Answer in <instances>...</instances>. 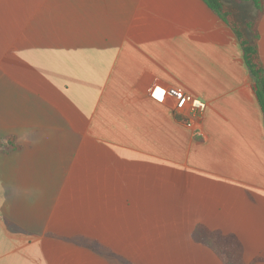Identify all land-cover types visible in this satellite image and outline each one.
Returning a JSON list of instances; mask_svg holds the SVG:
<instances>
[{
    "label": "crops",
    "instance_id": "obj_1",
    "mask_svg": "<svg viewBox=\"0 0 264 264\" xmlns=\"http://www.w3.org/2000/svg\"><path fill=\"white\" fill-rule=\"evenodd\" d=\"M238 5L241 24L256 17ZM259 32L264 63V18ZM172 87L204 116L175 111ZM8 137L0 264H223L198 225L264 264L263 112L239 40L202 0H0Z\"/></svg>",
    "mask_w": 264,
    "mask_h": 264
},
{
    "label": "trees",
    "instance_id": "obj_2",
    "mask_svg": "<svg viewBox=\"0 0 264 264\" xmlns=\"http://www.w3.org/2000/svg\"><path fill=\"white\" fill-rule=\"evenodd\" d=\"M202 1L227 24L239 40L245 63L253 80V90L264 117V63L259 51V27L264 18V0H235L237 3L252 2L257 11L256 17L244 25L237 20L233 12L221 0ZM244 29L250 32L249 36L245 34ZM19 149L20 146L17 145L15 137H8L6 141L0 140L1 153L10 154ZM192 238L196 243L211 249L223 264H247L244 260V245L235 234H226L220 230H210L203 225H198ZM258 262H264V259L256 258L254 263Z\"/></svg>",
    "mask_w": 264,
    "mask_h": 264
},
{
    "label": "built area",
    "instance_id": "obj_3",
    "mask_svg": "<svg viewBox=\"0 0 264 264\" xmlns=\"http://www.w3.org/2000/svg\"><path fill=\"white\" fill-rule=\"evenodd\" d=\"M174 110L185 114L189 118L200 119L208 109V104L181 87H172L169 90Z\"/></svg>",
    "mask_w": 264,
    "mask_h": 264
},
{
    "label": "rangeland",
    "instance_id": "obj_4",
    "mask_svg": "<svg viewBox=\"0 0 264 264\" xmlns=\"http://www.w3.org/2000/svg\"><path fill=\"white\" fill-rule=\"evenodd\" d=\"M223 1L225 2V4H227V6L230 7V9L235 10V11H237L239 9V5H238L239 3H237L235 0H223ZM241 17H243V16H241ZM239 20L241 22H243V19L239 18ZM239 257H241L240 254H239Z\"/></svg>",
    "mask_w": 264,
    "mask_h": 264
}]
</instances>
